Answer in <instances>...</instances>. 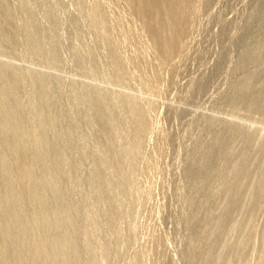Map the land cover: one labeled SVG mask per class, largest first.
Instances as JSON below:
<instances>
[{
  "label": "rangeland",
  "instance_id": "374dc122",
  "mask_svg": "<svg viewBox=\"0 0 264 264\" xmlns=\"http://www.w3.org/2000/svg\"><path fill=\"white\" fill-rule=\"evenodd\" d=\"M0 3V264H264V0H183L169 58L126 0Z\"/></svg>",
  "mask_w": 264,
  "mask_h": 264
},
{
  "label": "bare ground",
  "instance_id": "6f19581e",
  "mask_svg": "<svg viewBox=\"0 0 264 264\" xmlns=\"http://www.w3.org/2000/svg\"><path fill=\"white\" fill-rule=\"evenodd\" d=\"M126 2H127L129 5H131V6H133V7L135 8L137 14L140 16V18H141V20H142L143 25L149 30V32H150V34H151V36H152V38H153V40H154V47H155V49H156V50H157V51H158V52H159L164 58H169V57L173 54L174 49H175V46H176L175 35H176L177 28H178V26H179L181 20L184 18V15H183V7H184V6H183V0H126ZM0 4H2V3H0ZM3 5H4V3L2 4V7H3ZM3 9H4V8H3ZM0 10H1V8H0ZM1 11H2V10H1ZM3 11H5V10H3ZM6 12H7V11H6ZM6 12H5V13H6ZM9 13H10V12H9ZM3 14H4V13H3ZM8 16H9V15H7V17L5 16L6 19H9ZM1 18H2V17L0 16V20L3 21V23L6 22V21L2 20ZM4 19H5V18H4ZM1 21H0V22H1ZM3 23H2V24H3ZM9 23H10V21H9ZM6 24H7V23H6ZM4 25H5V24H4ZM27 25H28V24H27ZM2 26H3V25H2ZM9 27H10V26H8V28H9ZM11 27H12V26H11ZM5 29H6V28H5ZM9 29H10V28H9ZM5 31H6V30H5ZM5 31L3 30V32H5ZM2 34H3V33H2ZM4 34H7V33H4ZM5 36H6V35H5ZM6 39H7V38H6ZM1 49H2V47H1ZM2 64H3V63H2ZM2 64H0V65H2ZM5 65H6V64H5ZM3 66H4V65H3ZM4 67H5V66H4ZM4 67H3V71H2V72L6 71V70H4ZM9 67H10V66H9ZM9 67H6L5 69L8 68L7 71H8V72H11V71H9V70H11V69H10L11 67H10V68H9ZM1 69H2V67H1ZM14 70H15V69H13V67H12V71H13V72L10 73V74H13L14 72H17L16 74L19 75V73H18L19 71H16V70L14 71ZM0 72H1V70H0ZM4 74H7V72L4 73ZM8 74H9V73H8ZM13 75H14V74H13ZM36 75H37V74H36ZM8 76H10V75H8ZM2 77H3V76H2ZM2 77H0V78H2ZM5 77H6V79H8V78H10L11 76L7 78V76L4 75V77H3L4 80H5ZM12 77H13V76H12ZM16 77H17V75H16ZM35 77L38 78V76H35ZM13 79H15V77H14ZM34 79H35V78H34ZM36 80H37V79H36ZM40 80H41V79H40ZM40 80L38 79L36 83H39L38 81H40ZM2 81H3V80L1 79V82H2ZM6 81H7V80H5V82H6ZM8 81H9V80H8ZM11 81H12V79H11ZM1 82H0V83H1ZM7 83L11 84V86H12V84H13V83H11L10 81L7 82ZM42 83H43V84H42ZM39 84H40V85H37V84H36L37 87H38V86H43L45 83H44V81H43V82L40 81ZM0 85H2V83H1ZM4 86H6V85L3 84V86H1V87L3 88ZM7 86H10V85L7 84ZM11 86H10V87H11ZM15 86H16V83H15ZM1 87H0V89H2ZM18 87H20V86H18ZM16 88H17V87H16ZM4 89H5V88H4ZM4 89L1 90V92H2V91L5 92V91L7 90V89H6V90L4 91ZM12 89L14 90L13 87H12ZM15 90H16V89H15ZM8 91H9V90H8ZM8 91H6L7 93L5 92L4 94H5V95H8ZM1 92H0V93H1ZM3 92L1 93V94H2V98H3V97L6 98V100H5V102H6V101H7V97H8L9 95H11V94H9L7 97H5V95L3 94ZM15 92H16V91L13 92L12 96H15V95H14ZM17 92H18V90H17ZM17 92L15 93L16 95L19 94V92H18V93H17ZM20 92H21V88H20ZM22 92H23V90H22ZM9 93H12V92H9ZM3 95H4V96H3ZM17 96H18V95H17ZM20 96H21V95H20ZM9 97H10V96H9ZM9 97H8V100L10 99ZM15 97H16V96H15ZM46 97H47V96H46ZM0 98H1V96H0ZM4 98H3V99H4ZM11 98H13V97H11ZM16 98H17V97H16ZM40 98H41V97H40ZM44 98H45V97H44ZM44 98H43V99H44ZM3 99H2V100L0 99V100H1V101H0V104L2 103V101H4ZM17 99H18V98H17ZM46 99H51V98H50V97H47V98H45V100H46ZM40 100H42V99H40ZM18 101H19L20 103L23 102V101H20V100H18ZM42 101H43V100H42ZM48 101H50V102H48ZM5 102H3V103H4L3 105H5ZM19 102H18V104H19ZM45 102L50 103V104H53V103L51 102V100H47V101H45ZM8 103H9V102H6V105H7ZM47 103H46V104H47ZM10 104H11V103H10ZM50 104H49V105H50ZM3 105L1 104V106H3ZM6 105H5V107L3 106V107H4L3 109H6V110H4V114H3V112H2L3 110L1 111V108H2V107L0 106V112H2V113H0V115L2 114V116H4L5 113L9 111V109L7 110V107H8V106L10 107V106L13 105L12 108H10V111H11V109H14L15 111H16V110L19 111L18 108H19V107L21 108L20 105H19V107H18L17 109L14 108V107H15V104H14V103L11 104V105H8L7 107H6ZM38 105H39V104H38ZM40 105H43V103L40 104ZM40 105H39V106H40ZM49 105H48V106H49ZM22 106H23V105H22ZM46 106H47V105H46ZM46 106L43 105L44 108H45ZM9 107H8V108H9ZM23 107H24V106H23ZM23 107H22V108H23ZM37 107H38V106H37ZM50 107H51V106H50ZM22 108H21V109H22ZM47 108H48V107H47ZM49 109H50V108H49ZM14 110H12V111H14ZM22 110H23V109H22ZM22 110H21V111H22ZM38 110H40V109L38 108ZM41 110H42V108H41ZM15 111H14V113H16V114L18 113V115H20L21 112L19 113V112H15ZM36 111H37V110H36ZM9 113H10V112H9ZM36 113H38V112H36ZM40 113H41V115L39 114V116L44 115V113H43V114H42V112H40ZM12 114H13V112H12ZM6 115H8V113H6ZM6 115L4 116L5 118L7 117ZM37 115H38V114H37ZM37 115H36V116H37ZM9 116H11V113H10ZM9 116H8V117H9ZM12 116H13L14 118H16L15 116H17V115H14V114H13ZM12 116H11V118H13ZM20 117H21V116H20ZM37 117H38V116H37ZM1 118H2V120H1ZM1 118H0V120H1L0 122H4V121H3V117H1ZM14 118H13V119H14ZM40 118H41V119L43 118V121L46 119V118H44V117H40ZM40 118H39V120L41 121ZM6 119H7L8 121H7ZM6 119H5V120H6L5 123L7 124V123L10 121V118H9V119L6 118ZM13 119H12L11 121H13ZM21 119H22V118H18V120H16V123L18 124V122H19ZM24 120H25V119H24ZM24 120H23V121H24ZM37 120H38V118H37ZM39 120H38V121H39ZM11 121H10V122H11ZM21 121H22V120H21ZM21 121H20L19 125L16 124V125H17L16 127H15V125H11L12 123H15V121H13L11 124H10V122H9L8 124H10V125L12 126V127H11V126L9 125L10 128H9V127H8V128H5L7 125H6V124L4 125V124H1V123H0V128L3 129L2 131H1V129H0V132H2V134H4V133L7 134V135L4 134L5 136H4V135H1V136H4L5 138H6V136H7V138H9V140H8L7 138H6V139L8 140V142H10V143L6 144V146H7V145H8V146L10 145V147H8V146L6 147V148H7L6 151L8 150V148H9V150H10L11 146H12V148H15V147L18 145V143H19L17 149L20 150V151L23 149V151L25 152V150H24V149H25L24 146H26V145L28 144V143H26L27 131H25L27 128L25 129V126H26V125H23V126H22V124H24V122H21ZM40 121H39V123H40ZM44 122H45V121H44ZM44 122H43V123H44ZM49 122H50V121H49ZM25 124H26V123H25ZM45 124H47V123L45 122ZM37 125H38V124H37ZM41 125H42V124H41ZM3 126H4V128H3ZM42 126H43V125H42ZM42 126H41V127H42ZM36 127H37V126H36ZM44 127H45V126H44ZM11 128H13V129H11ZM37 128L39 129L40 126H38ZM45 128H46V127H45ZM5 129H9V130L4 131ZM38 129H37V130H38ZM43 129H44V128H43ZM43 129H42V130H43ZM46 129H47V128H46ZM46 129H44L43 131H45ZM11 130H13V131H12L13 133L10 134ZM3 131H4V133H3ZM24 131H25V132H24ZM39 131H40V130H39ZM8 132H9V133H8ZM24 133H26V134H24ZM44 133H47V132H44ZM9 134H10V135L14 134V135H12V136H15V137H13V138L11 137V138H10V135H9ZM8 135H9V137H8ZM24 135H26V136H24ZM39 135H40V132H39ZM43 135H44V134H43ZM43 135H42V138L44 139V136H43ZM1 136H0V137H1ZM22 136L25 137V140H24V137H22ZM259 136H260V138H259L257 141H260V139H262V138L264 139V134H261V135H259ZM18 137H19V138H20V137L23 138V139L20 138V140H21V141L23 140L22 144L24 143V144H25L24 146L21 144L22 147H20V146H21V145H20L21 141L19 140ZM39 137H40V136H39ZM2 138H3V137H2ZM14 138H15V139L18 138V139H17L16 141H13ZM47 138H48V137H47ZM6 139H5V140H6ZM10 139H11V140H10ZM5 140H4V141H5ZM7 140H6V141H7ZM18 140H19V142H17ZM40 140H41V139H40ZM44 140H45V139H44ZM24 141H25V142H24ZM46 141L48 142L49 140H46ZM46 141H45V143H46ZM262 141H263V140H262ZM262 141H260V142H262ZM1 142H2V141H1ZM40 142H41V141H40ZM5 143H6V142H5ZM11 143H12V145H11ZM43 143H44V142H42V144H43ZM45 143H44V145H46ZM27 146H28V145H27ZM28 147H29V146H28ZM20 148H21V149H20ZM38 148H39V147H38ZM38 148H37V150H38ZM42 149H43V148H42ZM9 150H8V151H9ZM11 150L14 151V149H11ZM18 150H16V151H18ZM40 150H41V149H39V153H41ZM8 151H7V152H8ZM29 151H30V149H29ZM259 151H260V150H258V152H259ZM0 152H1V153H0V161H1L2 164H3V159H4V160H5V159H8V156H6V157H7V158H6V157L4 156V153H3L2 151H0ZM24 152H23V154L25 155ZM27 152H28V151H27ZM31 152H33V151H31ZM34 152H35V151H34ZM34 152H33V153H34ZM37 152H38V151H37ZM258 152L256 151V153H255V151H254V155L257 154ZM5 153H6V152H5ZM43 153H44V152H43ZM43 153H42V154H43ZM251 153H253V152H251ZM18 154H19V153H18ZM18 154H17V155L15 154L13 160H16V159H17V158L15 159V157H17ZM42 154H41V156H42ZM258 154H259V153H258ZM258 154L255 156L256 159H254L255 157H254L253 154H252L253 156H251V155H249V154H248V155H249V157H250V156L253 157V158H251V160L254 159V160L258 161L257 159L260 158V156L258 157ZM9 155L11 156V155H14V154H10V151H9ZM21 155H22V154H21ZM21 155H19V156H21ZM28 155H29V154H28ZM36 155H38V154H36ZM39 155H40V154H39ZM39 155H38V158H39ZM43 155H44V156H47V155H45V154H43ZM248 155H247V156H248ZM259 155H260V154H259ZM26 156H27V155H26ZM41 156H40V158L44 157V156H42V157H41ZM36 157H37V156H36ZM36 157L33 156L34 159H35ZM257 157H258V158H257ZM9 158H10V157H9ZM18 158H19V157H18ZM38 158H36V159H38ZM11 159H12V156H11ZM11 159H9V160H10V161H9L10 163H9V162H8V163H9V164H11V162L15 163L14 161H11ZM27 159H29L28 156H27ZM27 159H26V158L24 159L23 156L20 157V159L17 160L18 163H17V161H16V163H15V165L18 164V166L16 165V166H17V169H19V168H18L19 166H20V168H25V167H27L28 162H29V160H27ZM36 159H35V160H36ZM43 159H44V158H43ZM38 161H39V160H38ZM40 161H42V159H41ZM44 161L47 162V158H46V160H44ZM252 161H253V160H252ZM256 161H253V162H256ZM1 162H0V166H2ZM8 163H7V160H6V162H5V164H6L5 167L7 166ZM29 164H30V163H29ZM39 165L42 166V164H39ZM3 166H4V165H3ZM10 166H11V165H10ZM28 166H30V165H28ZM6 168L8 169V167H6ZM10 168L12 169V167H10ZM10 168H9V169H10ZM28 168H29V167H28ZM17 169H15V171H16ZM21 170H22V169H21ZM21 170H20V169L18 170V171L21 173V178L23 177L22 173H23V174L26 173V175H24V176L26 177L27 174H28V173H27V170L25 171V170L23 169V170L25 171V173L22 172ZM30 170H31V167H30ZM8 171H9V170H8ZM12 171H13V170H12ZM6 172H7V171H6ZM9 172H11V170H10ZM19 172H18V174H16V175H17L16 177H18V175H20ZM28 172L32 173V172L29 171V170H28ZM2 173H3V172H2ZM2 173H1V174H2ZM30 173H29V174H30ZM3 174H4V173H3ZM7 174H8V172H7ZM5 175H6V173H5ZM9 176H12V172H11V174H10ZM3 177H4V176H3ZM7 177H8V175H7ZM12 177H13V176H12ZM12 177H11V178H12ZM14 177H15V176H14ZM14 177H13V178H14ZM16 177H15V178H16ZM19 177H20V176H19ZM21 178H20V179H21ZM23 178H24V177H23ZM32 178L34 179L35 177H32ZM0 179H1V178H0ZM20 179H19V180H20ZM1 180H2V179H1ZM10 180H11V179H10V177H9V182H10ZM16 180H17V178H16ZM21 180H22V179H21ZM0 182H1V181H0ZM4 182H5V180H4ZM14 183H16V182H14ZM18 183H19V182H18ZM20 183H21V182H20ZM27 183H28V182H27ZM32 183L34 184V182H32ZM1 184H2V183H1ZM3 185H4V184H3ZM18 185H19V184H17V186H18ZM24 185H25V184H24ZM28 185H30V183H29ZM31 185H32V184H31ZM19 186H20V185H19ZM21 186H22V185H21ZM21 186H20V187H21ZM26 186H27V184H26ZM26 186H25V187H26ZM2 187H3V186H2ZM9 187H10V186H9ZM33 187H35V186H33ZM37 187H38V186H37ZM37 187H35V188L37 189ZM6 188H7V187H6ZM11 188H12V187H11ZM11 188H10V189H11ZM14 188H15V187H14ZM21 188H22V187H21ZM27 188H28V186H27ZM27 188H26V189H27ZM54 188H55V187H54ZM23 189H24V188H23ZM29 189H30V188H29ZM32 189H33V188H32ZM56 189H57V188H56ZM4 190H9V189H3V191H4ZM19 190H20V189H19ZM21 190H22V189H21ZM27 190H28V189H27ZM27 190H25V192H26ZM3 191L1 190V192H3ZM12 191H13V190H12ZM36 191H38V189H37ZM1 192H0V194H1ZM40 192H42V191H40ZM58 192H59V191H58ZM5 193L8 194V192H5ZM9 193H10V192H9ZM22 193H23V192H22ZM31 193H32V192H31ZM56 193H57V192H56ZM11 194H13V193H11ZM11 194H9V196H11ZM15 194H16V193L14 192V196H15ZM24 194H25V193H24ZM24 194H23V195H24ZM26 194H27V193H26ZM33 194H34V193H33ZM17 195H19V194H17ZM20 195H21V194H20ZM36 195L39 196V193L36 194V192H35V196H36ZM55 195H56V194H55ZM59 195H60V194H59ZM9 196L7 197V199L10 198ZM21 196H22V195H21ZM35 196H33L34 199H35ZM56 196H57V195H56ZM16 197H17V200H18V197H19V196H16ZM22 197H24V196H22ZM28 197H30V196H28ZM41 197H42V196H41ZM58 197H59V196H58ZM30 198H31V197H30ZM36 198H37V197H36ZM3 199H4V200H3L4 202H5V200H7V199H5V198H3ZM19 199H20V197H19ZM21 199H22V198H21ZM23 199H24V198H23ZM1 200H2V199H1ZM1 200H0V204H1ZM11 200H12V199H11ZM14 200L16 201V198H15ZM14 200H13V201H14ZM26 200H27V199L25 198V201H26ZM32 200H33V199H32ZM37 200H38V199H37ZM41 200H42V199H41ZM41 200H39V201H41ZM3 201H2V202H3ZM18 201H19V200H18ZM18 201H17V203H18ZM20 201L23 202V200H20ZM39 201H38V202H39ZM21 202H20V203H21ZM26 202H27V201H26ZM29 202H30V200H29ZM11 203L14 204V202H11ZM17 203L14 204V205H17ZM30 203H31V202H30ZM39 203H40V202H39ZM41 203L43 204V203H46V202H42V201H41ZM18 204H19V203H18ZM24 204H25V203H24ZM27 204H28V203H27ZM36 204H37V202H36ZM42 204H40V208H41V210H43L42 208H44V206H46V204H45V205H43V207H41ZM6 205H7V204H6ZM10 205H11V204H10ZM19 205H20V204H19ZM25 205H26V204H25ZM22 206H23V205H22ZM22 206H21V207H22ZM33 206H35V205H33ZM0 207H1V206H0ZM12 207H13V206H11L10 208H12ZM36 207H38V206L36 205ZM25 208H27V207L25 206ZM25 208H24V209H25ZM45 208H46V207H45ZM0 209L2 210V208H0ZM3 209H4V207H3ZM5 209H6V208H5ZM35 209H37V208H35ZM38 209H39V208H38ZM18 210H19V209H18ZM39 210H40V209H39ZM39 210H37V211H39ZM12 211H13V208H12ZM14 211H16V210H14ZM14 211H13V212H14ZM22 211H23V210H22ZM22 211H21V212H22ZM1 212H2V211H1ZM3 212H5V211L3 210ZM3 212H2L3 215L7 213V212H6V213H3ZM10 212H11V211H10ZM19 212H20V211H19ZM24 212H25V211H24ZM40 212H42V211H40ZM38 213H39V212H38ZM9 214H10V216L12 215L11 213H9ZM16 214H17V213H16ZM39 214H40V213H39ZM3 215H2V217H4ZM13 215H14V214H13ZM23 215H24V214H23ZM26 215L29 216V214H26ZM5 216H8V215H5ZM19 216H20V213H19ZM2 217H1L0 220H2ZM5 218H6V217H5ZM5 218H4L3 221L7 222V221H6L7 219H5ZM7 218H8V217H7ZM23 218L25 219V218H27V217H25V215H24ZM23 218H22V219H23ZM57 218H59V217H57ZM9 219H10V218H9ZM15 219H16V218H15ZM22 219H20V220L22 221ZM31 219H32V218H31ZM17 220H18V217H17ZM26 220L28 221V219H26ZM60 220H61V219H60ZM60 220H59V221H60ZM11 221H12V220H11ZM15 221H16V220H15ZM29 221H30V220H29ZM5 222H3V224H5ZM8 222H10V221H8ZM12 222H13V221H12ZM16 222H17V221H16ZM19 222H20V221H19ZM22 223H24V221H22L21 223H19V225L22 224ZM25 223H26V222H25ZM27 223H28V222H27ZM59 223H60V222H59ZM222 223H224L223 225L225 226V222L223 221ZM1 224H2V222H1ZM3 224H2V225H3ZM17 224H18V223H17ZM17 224H16V226H17ZM5 225H7V224H5ZM5 225H4V226H5ZM8 225H9V224H8ZM12 225H14V223H13ZM23 225H24V224H22V226H23ZM26 225H27V224H26ZM221 225H222V224H221ZM221 225H220V227H224L223 225H222V226H221ZM22 226H20V227H22ZM31 226H32V225H31ZM33 226H34V225H33ZM33 226H32V227H33ZM8 227H9V226H8ZM12 227H13V226H12ZM12 227H11V228H12ZM14 227H15V226H14ZM14 227H13V230H14ZM17 227H18V226H17ZM24 227H26V226L24 225V226L22 227V231H24V229H23ZM28 227H29V226H28ZM1 228H2V226H1ZM5 228H6V227H5ZM235 228L237 229V227H235ZM8 229H9V228H8ZM15 229H17V228L15 227ZM20 229H21V228H20ZM20 229H19V230H20ZM0 230H2V229H0ZM3 230H4V229H3ZM27 230H28V229H27ZM230 230H235V229L233 228V229H230ZM4 231H5V230H4ZM22 231L20 230V231H18V232H21V233H22ZM28 231H29V230H28ZM28 231H24V232L27 233ZM0 232H1V231H0ZM12 232H13V231H12ZM15 232H16V231H15ZM24 232H23L22 234H24ZM233 232H234V231H233ZM5 233H6V236H7L8 232L5 231ZM9 233H10V231H9ZM22 234H21V235H22ZM1 235H3V233H2ZM15 235H16V234H14V236H13V234H12V237H16ZM18 235H19V233H18ZM18 235H17V236H18ZM4 236H5V234H4ZM9 236H10V235H9ZM19 236H20V235H19ZM2 237H3V236H2ZM2 237H1V238H2ZM7 237H8V236H7ZM10 237H11V236H10ZM22 237H23V235H22ZM59 237H60V236H59ZM61 237H62V236H61ZM3 238H4V237H3ZM8 238H9V237H8ZM18 238H19V237H18ZM24 238H25V237H23V239H24ZM15 239H16V238H15ZM21 239H22V238H21ZM21 239H20V240H21ZM23 239H22V240H23ZM60 239H62V241H64V240H63L64 238H60ZM10 240H12V239L10 238ZM13 240H14V239H13ZM17 240H18V239H17ZM22 240H21V241H22ZM15 241H16V240H15ZM57 241H58V240H57ZM57 241H56V242H57ZM60 241H61V240H60ZM60 241L58 242V246H61L62 249H63L64 246H62V244L59 245ZM228 241H229V240L227 239V243H228ZM2 242H3V241H2ZM18 242H19V241H18ZM18 242H16V243L18 244ZM56 242H55V245L57 244ZM3 243H4V242H3ZM3 243H2V244H3ZM6 243H7V242H6ZM229 243H230V242H229ZM229 243H228V244H229ZM4 244H5V243H4ZM7 244H8V243H7ZM63 244H65V243H63ZM225 244H226L225 242H224V244L222 243L220 250L223 251L222 247L227 246V245H225ZM8 245H10V244H8ZM15 245H16V244H15ZM223 245H224V246H223ZM229 245H230V244H229ZM10 246H11V245H10ZM4 247H5V246H4ZM6 247H8V246H6ZM6 247H5V248H6ZM11 247H12V246H11ZM16 247H17V246H16ZM61 247H60V248H61ZM0 248H1V243H0ZM12 248H13V247H12ZM56 248H57V246H56ZM60 248L58 247L57 249H60ZM224 248H225V247H224ZM1 249H2V248H1ZM1 249H0V251H1ZM57 249H56V251L59 253L60 250H57ZM62 249H61V251H62ZM3 250H4V249H3ZM10 250H12V249H10ZM217 250L219 251V248H218ZM13 251H14V250H13ZM56 251H55V254H56ZM215 251H216V249H215ZM3 252H4V251H2V255L5 256L6 254H5V253L3 254ZM213 252H214V251H213ZM8 253H9V250H8ZM14 253H16V252H15V251L13 252L12 257H13V255H14ZM17 253H18V252H17ZM58 253H57V254H58ZM60 253H61V252H60ZM221 253H222V252H221ZM9 254H11V252H10ZM57 254H56V255H57ZM63 254H64V253H63ZM213 254H214V253H212V255H213ZM15 255H16V254H15ZM56 255H54V256H56ZM65 255H66V254H65ZM65 255H63V256L65 257ZM212 255H211V254H207V255L204 257V259H206V260L204 261L205 264H207V262H208V263H210V262H214V264H215L216 258H213V261L210 260V257H212ZM7 256H8V255H7ZM7 256H5V257H7ZM67 256H68V255H67ZM67 256H66V257H67ZM9 257H10V255H9ZM14 257H15V256H14ZM14 257H13V258H14ZM66 257H65V258H66ZM10 258H11V257H10ZM13 258L10 259V260H13ZM65 258H61V260L63 259L62 261H64ZM54 259H55V258H54ZM59 259H60V257H59ZM214 259H215V261H214ZM220 259H222V258H218V261H217L218 264H219V262H220ZM223 259H225V258H223ZM56 260H58V259H56ZM208 260H209L210 262H209ZM206 261H207V262H206ZM224 261H225V260H224ZM224 261H221L222 264H223ZM10 262H11V261H10ZM57 262H58V261H57ZM57 262H56V263H57ZM60 262H61V261H60ZM221 262H220V263H221ZM4 263H5V262H4ZM36 263H37V262H36ZM1 264H3V263H1ZM60 264H61V263H60Z\"/></svg>",
  "mask_w": 264,
  "mask_h": 264
}]
</instances>
